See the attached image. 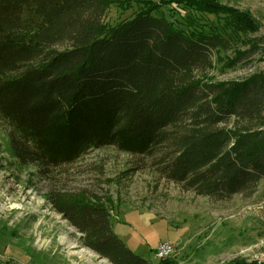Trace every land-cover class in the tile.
<instances>
[{"label": "trees", "instance_id": "1", "mask_svg": "<svg viewBox=\"0 0 264 264\" xmlns=\"http://www.w3.org/2000/svg\"><path fill=\"white\" fill-rule=\"evenodd\" d=\"M147 1L108 27L112 0H0V122L14 156L46 174L113 146L153 157L160 175L197 195L255 192L264 179V72L210 77L223 51L234 66L256 50L236 48L250 44L239 41L251 22L235 32L216 0ZM48 199L100 256L149 264L117 236L98 195L53 189Z\"/></svg>", "mask_w": 264, "mask_h": 264}, {"label": "rangeland", "instance_id": "2", "mask_svg": "<svg viewBox=\"0 0 264 264\" xmlns=\"http://www.w3.org/2000/svg\"><path fill=\"white\" fill-rule=\"evenodd\" d=\"M216 1L220 9L227 7L222 22L231 19L235 32L248 21L254 29L240 34L239 42L249 37L250 44L236 48H257L234 66L229 63L233 52L223 51L211 79L264 72V0ZM147 5L146 0H112L104 23L120 24ZM3 129L0 122V264H114L82 244L81 234L50 203L53 189L101 197L111 207L117 236L149 264H161L156 252L165 243L173 251L163 264L264 261V179L255 192L215 200L168 181L153 157L113 146L92 149L45 174L35 164L18 162Z\"/></svg>", "mask_w": 264, "mask_h": 264}, {"label": "built area", "instance_id": "3", "mask_svg": "<svg viewBox=\"0 0 264 264\" xmlns=\"http://www.w3.org/2000/svg\"><path fill=\"white\" fill-rule=\"evenodd\" d=\"M173 251V246L172 244L170 243H165V244H162L157 252H156V255L158 258H163V257H166L169 253H171Z\"/></svg>", "mask_w": 264, "mask_h": 264}]
</instances>
